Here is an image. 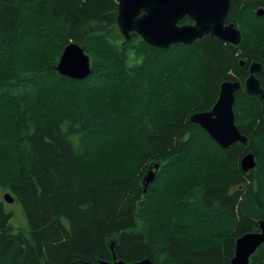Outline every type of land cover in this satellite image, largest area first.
<instances>
[{
    "label": "trees",
    "instance_id": "obj_1",
    "mask_svg": "<svg viewBox=\"0 0 264 264\" xmlns=\"http://www.w3.org/2000/svg\"><path fill=\"white\" fill-rule=\"evenodd\" d=\"M259 7L232 0L237 45L206 34L155 48L121 35L117 0H0V193L25 220L0 198V264H231L236 239L264 221V103L235 92L247 141L227 148L189 116L212 107L221 82L243 85L252 62L264 91ZM70 41L90 58L83 79L55 69ZM109 83L116 97L94 103ZM197 141L238 166L209 171ZM246 152L256 165L244 172ZM248 264H264V243Z\"/></svg>",
    "mask_w": 264,
    "mask_h": 264
},
{
    "label": "water",
    "instance_id": "obj_2",
    "mask_svg": "<svg viewBox=\"0 0 264 264\" xmlns=\"http://www.w3.org/2000/svg\"><path fill=\"white\" fill-rule=\"evenodd\" d=\"M232 0H117L116 23L121 35L129 39L131 33L137 34L146 44L155 48H165L172 44H190L206 34L216 39L237 45L241 32L233 22H228ZM258 16L264 15V8L256 10ZM188 18L189 23H180ZM243 64V61H240ZM259 62H252L249 74L243 82L247 94H255L264 103V91L256 73L260 71ZM55 69L59 74L83 79L90 73V58L83 47L70 41L63 48ZM239 81L220 83L217 100L209 110L195 111L189 121L197 124L221 148L238 142L244 144L247 137L235 124V92L240 88ZM256 165L254 154L246 152L240 158L244 172ZM156 167V166H155ZM154 172V171H153ZM144 176L146 184L153 180L154 173ZM3 199L13 201L9 192ZM264 243V222L259 221V231L247 232L235 241V252L231 264H248L250 256ZM97 264H153L149 258L133 262L99 260ZM174 264V263H168Z\"/></svg>",
    "mask_w": 264,
    "mask_h": 264
},
{
    "label": "rangeland",
    "instance_id": "obj_3",
    "mask_svg": "<svg viewBox=\"0 0 264 264\" xmlns=\"http://www.w3.org/2000/svg\"><path fill=\"white\" fill-rule=\"evenodd\" d=\"M251 27L252 28L249 29L250 32L257 33L256 27L254 25H252ZM52 57L54 58V55ZM115 88L116 87L114 85L109 83L104 88L105 91H103L101 93H99L98 91L96 92V94L92 97L93 102L96 103V104L101 102V104H103V103L107 102L108 99L115 98L116 97ZM194 96H195V94H194ZM178 97L181 98V96H179V95H178ZM196 100H197V97L195 98V100L192 99V103L196 102ZM179 101H180V103H181V105H182V107L184 109L192 108L189 98L184 97V98L180 99ZM254 108H257L255 110V111H257L258 110V104H255ZM255 115H257V113H255ZM197 144H198L197 151H198L199 155L203 158L204 164H206V166H207L206 168L209 171H220L219 167H220V164H222V163H224L225 168H229L230 170L233 169V168H236L238 166V164H235V162L232 163L229 159L222 158V157H224L222 155V153H219L215 148L209 146L207 142H203V141H199L198 142L197 141ZM182 182H180V184ZM183 186H185V185H183ZM4 193H5V191H2L0 193V198L5 202L6 208L7 209H12L15 212V214H16V222L17 223H19L21 225L25 224V220L20 215L19 207L13 202H11V203L6 202L3 199V194Z\"/></svg>",
    "mask_w": 264,
    "mask_h": 264
},
{
    "label": "flooded vegetation",
    "instance_id": "obj_4",
    "mask_svg": "<svg viewBox=\"0 0 264 264\" xmlns=\"http://www.w3.org/2000/svg\"><path fill=\"white\" fill-rule=\"evenodd\" d=\"M260 8H264V7H259V8H257V9H260ZM256 9V10H257ZM256 10L254 11V13L256 14ZM257 15V14H256ZM260 17H264V15H262V16H260ZM241 32V31H240ZM257 74V73H256ZM258 78V77H257ZM259 79V78H258ZM260 81V80H259ZM241 86H243V85H241ZM258 230H259V225H258ZM261 245H263V243L261 244Z\"/></svg>",
    "mask_w": 264,
    "mask_h": 264
},
{
    "label": "bare ground",
    "instance_id": "obj_5",
    "mask_svg": "<svg viewBox=\"0 0 264 264\" xmlns=\"http://www.w3.org/2000/svg\"><path fill=\"white\" fill-rule=\"evenodd\" d=\"M264 222V221H263Z\"/></svg>",
    "mask_w": 264,
    "mask_h": 264
}]
</instances>
